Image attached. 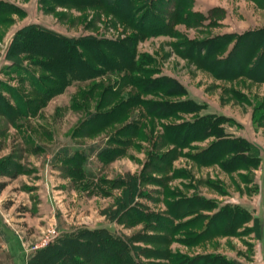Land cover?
I'll return each mask as SVG.
<instances>
[{"label":"rangeland","instance_id":"1","mask_svg":"<svg viewBox=\"0 0 264 264\" xmlns=\"http://www.w3.org/2000/svg\"><path fill=\"white\" fill-rule=\"evenodd\" d=\"M1 1L14 5L20 13L0 14V97L14 111L15 101H37L35 109L29 104L30 111L23 107V114H13V119H9L12 116L0 102V230L7 231L6 235L21 247L23 254L28 256L65 233L104 227L123 237L139 230L143 241L131 245L145 264L170 263V259L167 262L159 258L164 250L189 257L207 253L240 264H264V80L254 81L241 75L218 78L180 54L185 38L199 40L263 28L264 2L188 0L191 6L185 8L202 16L197 26L174 23L171 30L175 34L156 33L137 42L135 55L147 56L145 65L153 71L151 76L166 75L186 91L179 96L160 95L170 100L194 99L203 104L202 109L157 118L146 115L144 108L136 104L122 120L101 125V117L87 120L88 115L108 111L121 95L99 108L102 89L92 87L97 81L111 83L121 76L105 73L85 82L73 80L60 93L45 98L37 96L34 85L50 87V73L32 65L34 56L19 54L20 64L14 65L6 52L15 33L30 24L68 37L96 35L117 40L133 30L98 7L60 6L49 0ZM135 12L133 19L141 13ZM230 46L231 42L218 54L224 55ZM129 88L130 85L126 90ZM135 94L154 99L153 93ZM212 113L225 117L219 125L224 133L247 140L249 152L259 157L255 166L225 172L217 163L198 164L190 155L205 148L213 137L192 140L179 148L162 136L164 125ZM132 116L138 121L136 135L118 137L117 128ZM170 148L178 153L170 163H149L154 154ZM112 150L111 157H102L103 152ZM61 151L74 154L77 160L82 158L81 171L86 169L91 176L79 177L82 174L62 162ZM155 166L160 170H155ZM130 180L134 188L128 189L126 198L145 213L166 211V201L171 199L165 195L167 191L212 199L217 207L241 205L249 209L252 218L234 234H212L206 238L198 236L207 223L199 218V213L206 212L199 210H195L198 216L173 220V225H178L168 233L159 228L146 229L142 222L127 226L126 216H133L127 211L122 190ZM190 219L199 221L189 230L179 231V226ZM196 237L198 240L191 243ZM4 260L0 249V263H8Z\"/></svg>","mask_w":264,"mask_h":264},{"label":"trees","instance_id":"2","mask_svg":"<svg viewBox=\"0 0 264 264\" xmlns=\"http://www.w3.org/2000/svg\"><path fill=\"white\" fill-rule=\"evenodd\" d=\"M49 1L51 4L60 6L98 7L115 19L124 22L133 32L117 40L96 35L68 37L35 24L20 28L13 36L6 56L14 65L20 64L19 54L34 56L36 58L32 65L50 73V87H44L38 83L34 85V92L37 96L52 97L63 91L64 87L73 80L85 82L98 79L108 73V75L121 77L120 80L110 81L111 83L97 81L93 85L92 90L94 88L102 89L99 108L108 105L112 98L115 100L117 96L121 95V97L108 111L90 113L87 120L101 117L104 120L101 125H106L113 120H122L136 104L144 108L146 115L157 118L173 116L177 112L193 113L202 109L203 104L194 99H164L160 94L179 96L186 94V91L173 78L166 75L151 76L153 71L145 65L148 61L147 56L142 54L136 57L135 55L137 42L147 36L156 33L175 34L171 30L174 23H182L188 27H195L199 24L200 20L198 19L202 16L198 12H192L185 8L191 6L188 0ZM254 1L257 3L259 0ZM262 1L264 2V0ZM136 10L141 13L139 18L133 19L132 15L136 13ZM3 12L20 13L14 5L0 0V14ZM148 18L149 21H147ZM230 42L231 46L228 51L224 55L218 54ZM182 46L180 54L183 57L190 59L198 67L209 71L215 77L232 79L241 75L254 81L264 80V27L241 34L225 33L199 40L185 38ZM37 79L40 81L41 76H38ZM129 85L130 88L127 91L126 87ZM135 91L141 94L153 93L154 99L139 97L140 94L136 95ZM34 100L36 99L18 103L15 101L14 111V108L3 97H0V102H3L4 107L8 109L7 113L10 116L23 114V107L31 109L29 104L35 106V109L37 101ZM206 106L204 104V107ZM261 117H264V113ZM9 119H13V116ZM223 120L225 117L221 114L212 113L197 116L191 121L164 125L162 136L165 137L166 142L179 148L192 140L213 137L214 140L205 148L190 155V158L198 164L217 163L225 172L255 166L259 157L255 153L249 152L250 144L242 137L224 133L219 127ZM137 123L138 121L132 116L129 121L117 128V136L129 138L136 135ZM77 135L80 136V134ZM61 153L62 162L78 171V175L82 174L79 177L90 175L86 169L81 171L82 158L77 160L74 154L69 156L68 152L61 151ZM103 154L104 158L109 154L111 157L113 150L107 151V154L103 152ZM177 154L175 148H170L165 153L154 154L149 163L164 162L163 164H168ZM154 168L157 171L160 170L156 166ZM154 182L156 183V181ZM133 185L130 180L123 184L122 190V198L124 201L126 200L127 211L131 212L133 216V218L126 216V221L130 224L127 226L142 222L146 229L159 228V231L168 233L178 225L176 223L174 226L173 220H179L180 217L186 215L198 216L195 210H199L206 212L199 213V218L206 220L207 223L198 236L206 238L212 234H234L237 228L252 218L249 209L241 205L217 207L216 202L212 199L198 195H177L167 191L165 195L171 199L166 201V211L157 214L145 213L131 205L132 201L126 198L129 196L131 186L134 188ZM209 211L211 212L208 213ZM198 221L199 219L185 221L178 229L179 231L189 230L188 228L196 226ZM253 221L257 223L254 218ZM216 222L219 226H214ZM150 223L158 225L156 227L148 226ZM139 232L137 230L130 237H123L104 227L75 230L57 237L46 247L32 252L28 256L27 264H145L139 258L140 254L136 253V248L131 245L133 242L143 241ZM188 232L186 231V233ZM191 240V243H194L198 238ZM159 258H164L167 262L170 259V263L167 264H240L223 256L207 253L189 257L178 252L171 253L164 250Z\"/></svg>","mask_w":264,"mask_h":264},{"label":"crops","instance_id":"3","mask_svg":"<svg viewBox=\"0 0 264 264\" xmlns=\"http://www.w3.org/2000/svg\"><path fill=\"white\" fill-rule=\"evenodd\" d=\"M6 233L7 231H5V229L0 230V249L4 252V256H5L4 262L8 261V263L6 264H20V263L27 264V259H28L27 257L29 255L25 256L22 252L21 247L18 244H15V242L12 241L11 237H8ZM0 264H5V263H0Z\"/></svg>","mask_w":264,"mask_h":264}]
</instances>
